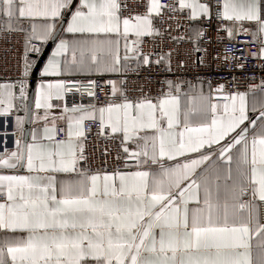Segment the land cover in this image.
<instances>
[{
	"label": "snow or ice",
	"instance_id": "snow-or-ice-1",
	"mask_svg": "<svg viewBox=\"0 0 264 264\" xmlns=\"http://www.w3.org/2000/svg\"><path fill=\"white\" fill-rule=\"evenodd\" d=\"M181 14L190 24L215 19L217 32L264 60V0H0V38L20 51L19 76L0 83V264H264V81L205 91L198 78L165 79L152 96L108 80L104 104L65 102L70 84L84 85L63 78L74 72H172L194 55L203 65V28L185 37L158 26L183 27ZM165 32L167 51L146 50V38ZM57 40L34 93L37 127L15 115L8 132L20 109L32 118L33 54ZM185 40L194 47L175 46ZM239 51L214 59L243 69ZM87 85L97 99V82ZM89 123L113 141L101 164Z\"/></svg>",
	"mask_w": 264,
	"mask_h": 264
},
{
	"label": "built area",
	"instance_id": "built-area-1",
	"mask_svg": "<svg viewBox=\"0 0 264 264\" xmlns=\"http://www.w3.org/2000/svg\"><path fill=\"white\" fill-rule=\"evenodd\" d=\"M180 21L181 24H183V27H178L175 20H169L162 26H158L161 27L162 31H165L168 29L169 24H171L173 29L170 33L171 36L180 35L186 37L191 35L190 29H192L194 21L190 24L183 18V14H181ZM218 23L219 22L215 19L209 20L208 18H204L201 21V28L205 30V38L201 42L200 46L201 48H207L206 54L203 52L198 54L203 56V65H198L196 56L194 55L192 57V62H190L186 68H177L176 62L174 61L172 65V72H167L159 66L152 65L150 68H143L135 73L130 71L126 75L119 74L118 77L97 76L87 79L68 78L66 80L83 81L84 85L80 87L70 84L69 87L72 91L67 94L65 102L68 107H72L74 105L88 106L93 103L102 105L106 102V93L109 91L108 87H106V81L119 79H126L130 95H139V90L143 88L145 93L152 96H156L158 94L162 87V81L165 79L194 81L198 78L205 82L203 85L207 88V82H211L213 88H215L217 83H222L226 85L227 89L235 90L238 87L240 91H246L250 86L260 85L261 82L264 81V60L252 59L249 55L250 52L256 51V48H243V45L239 42H229L226 38V34L217 32ZM221 35H225L223 44L219 42V37ZM146 40H148V43L145 45L146 50L153 45H156L158 48H163L167 51L169 47L173 45V41L169 38V34L167 32H165V35L162 37L155 38L154 40L146 38ZM244 40H250V37L243 35L237 37V41ZM175 46L181 50L184 48L191 49L194 47L193 44L188 43L186 40L181 41ZM225 47L232 52H236L238 57L240 55L239 50L243 49L244 59H241L240 61L245 65L243 69L235 67L234 65L236 61L234 60L225 64L222 60L214 59L217 53L222 52ZM41 55L42 53L36 57L35 54H33V59L37 62ZM19 58V45H16L12 38H9L7 41L0 38V83H6L17 79L20 74L18 71ZM31 80L32 75L29 78V88ZM88 80H95L97 82V99H93L87 95V92L91 90L87 85ZM77 87H79V91L76 90ZM81 93H84V95H81ZM86 127L91 129V133L88 136L89 150H96L95 163L101 164V151L106 145L112 147L113 141L106 140L104 137L97 138L95 125L89 123L86 124Z\"/></svg>",
	"mask_w": 264,
	"mask_h": 264
},
{
	"label": "crops",
	"instance_id": "crops-1",
	"mask_svg": "<svg viewBox=\"0 0 264 264\" xmlns=\"http://www.w3.org/2000/svg\"><path fill=\"white\" fill-rule=\"evenodd\" d=\"M77 2V0H73V3L75 4ZM201 21L202 20H198V21H194L193 25H192V28H201ZM64 27H66V24H64ZM61 36L62 38H69L70 34H67V33H61ZM51 41H49L47 44L44 45V48H43V51L44 49L46 48V46L50 43ZM59 41H55V43L53 44L51 50L49 51L46 59L44 60L41 68L44 66V64L47 62L48 58L51 56L52 52L54 51L55 49V44L58 43ZM42 51V53H43ZM97 76H110V77H118L119 74H114V73H105L103 75H100V74H97L95 72H92V73H88V72H74L73 74L71 75H66L64 76L63 78L64 79H68V78H82V79H87V78H92V77H97ZM39 82H40V70H39V74H38V79L33 87V96H32V103H31V112H32V118L30 119V124H29V127H28V131L31 132V130L34 128V127H37L38 123L39 122H34V116L37 112V110L35 109V106H34V93H35V90L36 88L38 87L39 85ZM205 91L208 90L207 87H205L203 85ZM29 92H30V88H29ZM251 95L252 93L250 92L249 93V96L251 98ZM41 114H42V110H41ZM15 115H20V116H24L25 117V120L27 122V116L24 112L23 109H20L19 111L15 112V114L11 117L8 118V121L9 123L7 124V131L8 132H12L14 131V127H13V124H14V120H15ZM4 120L3 117H0V122H2ZM25 128L27 129L26 127V123H25ZM4 131V127L3 126H0V133H2ZM30 136H29V140H30ZM7 144L9 147H12L13 146V140H14V137L12 136H8L7 138Z\"/></svg>",
	"mask_w": 264,
	"mask_h": 264
},
{
	"label": "water",
	"instance_id": "water-1",
	"mask_svg": "<svg viewBox=\"0 0 264 264\" xmlns=\"http://www.w3.org/2000/svg\"><path fill=\"white\" fill-rule=\"evenodd\" d=\"M54 43H55V42L51 41V42L46 46V48L44 49L42 55H41V56L38 58V60H37V68H36V70L33 72V74H32V80H31V82H30V92H29V93L31 94V95H30V99H29V103H30V105H31V103H32L33 87H34V85H35V83H36V81H37V79H38L39 70H40V68H41V66H42V64H43V62H44V60L46 59V57H47V55H48L49 51L51 50V48H52V46H53ZM29 124H30V118L27 116V122H26L27 130H28Z\"/></svg>",
	"mask_w": 264,
	"mask_h": 264
}]
</instances>
